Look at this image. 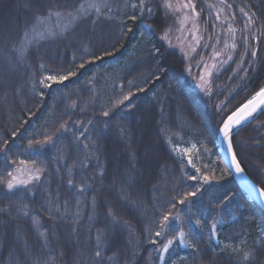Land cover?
Wrapping results in <instances>:
<instances>
[{
  "label": "trees",
  "instance_id": "trees-1",
  "mask_svg": "<svg viewBox=\"0 0 264 264\" xmlns=\"http://www.w3.org/2000/svg\"><path fill=\"white\" fill-rule=\"evenodd\" d=\"M56 2L71 6L77 0H40L39 8L44 10ZM228 2L233 8H225L217 21L216 10L208 9L203 0H196L197 11H204L199 17L203 41L195 62L203 57L205 63L212 64L213 51L222 53L215 61L209 95L193 87L185 59L161 39L167 23L162 10L133 22L127 20L132 9L125 7V0H110L112 19L101 18L95 26L81 24L67 39L41 41L38 49L32 47L21 57L13 49L19 46L25 22L31 19L37 5L33 4L30 10L25 0H0V136L9 140L10 157L36 159L48 169L39 185L29 186L32 191L21 187L7 193L0 185V209H6L0 211V264H32L35 258L44 260L49 255L55 257V264H93L98 231L103 234L106 255L115 253L117 264H160L155 251L159 244L148 243V237L158 241L163 238L146 233L145 228L155 226L158 209L166 210L169 202L175 203L174 192L192 191L196 184L183 175L195 173V168L175 154L168 137L183 131L188 143L178 144H189L195 130L202 151L193 156V164L206 171L202 165L207 163L217 169L219 176V170L227 168L217 146L222 120L264 87V29L259 27L264 23V0ZM208 3L217 4V0ZM240 7L258 18L250 32L244 33L249 36V52L253 48L258 51L255 60L250 54L241 59L244 48L240 29L247 17L240 13ZM225 16L229 17L227 21ZM122 21L133 31L124 28L122 35ZM51 23L55 27V18ZM145 24H150L151 30ZM229 24L237 29L235 51L224 47L225 41L232 43ZM141 32L145 33L143 37ZM85 47L88 53L102 58L88 62ZM105 50L112 54L102 55ZM228 55L233 59L227 60ZM82 56L85 66L79 68ZM40 64L44 65L43 70ZM69 71L77 74L63 84H53L51 88L38 84L43 75ZM153 73L160 79H153ZM34 83L37 91L44 93L43 98L33 91ZM139 87L145 91H138ZM129 90L132 97L125 104L135 106L113 108L115 100ZM106 108H112L109 118L99 114ZM65 120L73 131L64 133L55 147L34 145L35 151L27 149L29 139H42L45 131H54ZM75 121H83L88 127L85 135L90 137L87 143L91 147L87 153L83 137L79 142L75 138L79 131L73 125ZM261 122L264 115L233 137L241 166L259 188L264 186V128H257ZM12 131L17 133L15 140L11 138ZM82 163L88 167H82ZM28 165L34 167L30 162ZM14 167L0 153V172ZM68 168L72 169V186L68 185ZM77 185L84 186L86 192L80 194ZM122 192L130 194L131 201L123 199ZM227 197L230 199L224 203ZM24 205L29 211L27 217L17 213V207ZM109 207L120 223L114 224L107 215ZM172 212L181 218L177 221L170 217L172 229L183 228L186 233L191 230L203 237L195 243L198 253L178 242L174 244L175 256L179 257L175 264H237L239 254L223 246L225 242L238 244L242 239L247 241L245 249L255 250V259L247 264H264V212L246 198L232 173L225 171L224 179L204 185L184 205L176 203ZM33 216L39 220L38 225ZM200 217L208 221L203 232L194 223ZM212 217L217 220V238L210 239ZM41 232L46 233L47 248Z\"/></svg>",
  "mask_w": 264,
  "mask_h": 264
},
{
  "label": "snow or ice",
  "instance_id": "snow-or-ice-1",
  "mask_svg": "<svg viewBox=\"0 0 264 264\" xmlns=\"http://www.w3.org/2000/svg\"><path fill=\"white\" fill-rule=\"evenodd\" d=\"M40 0H25V6L28 7L30 10L32 9L33 4L37 5L36 10L32 13V17L29 21L25 22L21 39L18 47H14V51H16L21 57L25 55V53L32 47L39 48L41 41L47 42H54L58 39H67L69 35L75 32V30L81 24H90L95 26L97 21L101 18L104 19H112V12L113 9L110 5V0H77V3L74 5H67L61 4L59 2L51 3L50 6L45 8L44 10H40L39 8ZM203 3L206 5L208 9H215L216 10V20L220 21L221 13L224 12L225 8L232 9L233 5L228 2V0H217V4L208 3V0H203ZM125 7H130L132 9L131 13L127 15V20H131L133 22L137 20H145L147 18L153 17L156 15L158 11H163L164 15H173L176 19L179 20L181 24V32H189L193 36L195 40V45L199 46L200 40L203 39L202 36H198L197 33L199 32V17L204 8H201L200 11H197V3L196 0H125ZM250 7V6H249ZM240 13L247 17V21L244 24L243 28L240 29L242 36V46L244 48V52L241 54V59L245 55H249L255 60L257 57L258 51L257 49L253 48L249 52V36L244 35V33L250 32V26L256 23L258 19L254 12L246 11L244 7H240ZM179 13V16L176 14ZM119 15V12H117ZM55 18L56 24L55 27L52 26L51 21ZM235 15H232L231 19L235 20ZM229 19L228 16L224 17V20L227 21ZM191 23L190 29H185L183 26L186 23ZM144 27L146 29L151 30L150 24H145ZM261 29H264V23L260 24L259 26ZM126 28L127 32H132V27L128 26L125 21L121 22V34L123 35V29ZM171 31V28L166 29L164 34L161 36V39H168V33ZM231 34L232 43L231 45L228 44L227 41L224 42L225 48H231L232 51H235L237 48L236 43V31L231 24L228 26L227 30ZM264 35V32L261 33ZM145 35L144 32L140 33V36L143 37ZM186 39V36L184 37ZM211 39V37H209ZM219 43V40H217ZM171 46V42L169 41ZM192 51L195 52L196 48L192 47ZM84 54L88 56V62L94 63L96 60L102 58L101 55H95L88 53L87 47L83 49ZM110 50H105L102 55H111ZM222 53L218 51H213L211 59L214 63L211 64V67L203 61V57L200 58V61L197 62V67L200 68L203 65V71L208 76H212V70L216 68L215 61L217 57H219ZM187 55V53L185 54ZM232 55H228L227 60H232ZM76 57L73 56V63L75 64ZM221 63H226L227 61H220ZM85 60L84 56L81 57V62L79 63V68H84ZM242 65H238V68ZM40 69H44V65L40 64ZM189 73H191V67L187 69ZM75 71H69L65 74H47L43 75L41 79H39L38 84L42 88H51L53 84H63L65 81L69 79L71 76H76ZM152 78L155 80H159L160 76L157 73L152 74ZM201 84L198 87L201 90L205 91L207 94L211 95L210 88L204 87L205 83H209V81H205V76H200ZM149 81H145L147 84ZM131 88V84H130ZM33 91H36L37 95L43 98L44 93L42 91H37L36 84H33ZM121 91L123 92V86H121ZM138 91H145L144 87H139ZM132 97V92L129 90L127 94L122 95V98H118L113 103V108L118 107L120 105H124V109H130L134 107V104H125L126 101H130ZM72 108H76L75 102L72 104ZM84 108H81V111H84ZM112 112V108L103 109L99 114L105 118H109ZM259 113L260 115H264V87H261L259 91L255 93L251 97V99L247 100L241 107L237 108L234 112L227 115L225 119L222 120L221 125L218 129V132L221 134L223 140L227 144L228 152L231 154L230 161H226L225 163L228 165L226 169H220V175H216V168L211 167L209 164L205 163L202 165L203 169L206 171H202L201 167H196L193 164L191 159V151L196 150V144L193 143L191 149L185 148L183 149V153L186 156H189L188 163L192 164L195 168V173L188 174L183 173V175L191 181H195L196 184L194 185V190L192 191H183V192H174L172 196V200L175 201L169 202L170 207L165 209H158L159 211V219L155 221V226L149 225V227L145 228L146 233H153L155 237H162V241H158L155 238H152L151 235L148 237V243L157 245L159 247L155 249L156 252L159 253L157 260L162 264L165 258V254H167L170 248L176 244L177 242L180 245L185 247L191 248L194 253H198V249L195 246V243H198L199 240L203 239L202 236H199L196 232H192L191 230L186 233L183 228L179 230H174L170 226V217L173 220L179 221L180 215L177 213L173 216L172 209L176 208V203L184 205L187 200L191 197H195L197 192L201 191L204 185L212 183L214 180H222L224 179V172L227 171L229 174L234 172L237 175L243 176L244 175V168L241 166V161L238 159L237 152L234 151L233 145V136L234 132L233 129L235 127L242 126L244 123L252 120L253 122L258 118L254 114ZM31 115V113L29 114ZM27 123V121H24ZM88 124L91 125L92 121L89 120ZM73 125L79 129V131L75 134L76 140L79 142L83 137V148L84 150L88 151L91 147L87 141L90 137L86 136L85 133L88 131V127L84 125L83 121H75ZM105 127H107V120L105 122ZM257 128L261 129L264 128V122L257 124ZM73 131V127L69 125L68 121L65 120L64 122L60 123L59 126L52 132L45 131L42 135V139H36L33 137L29 139L27 142V149L35 151L33 148L34 145H39L43 148L46 145H52L53 147L56 146L59 139L62 137L64 133ZM121 132L123 130L121 129ZM57 133H60V136H57ZM17 136L16 131H12L11 138L15 140ZM264 139V137H261ZM0 141H2V146H0V153L3 154L7 163L16 165V167L12 168L11 170H7L5 172H0V185H3L4 189L7 193H12L15 189L18 188H25L28 191H32L29 188V185H32L34 182L39 185L44 173L48 171L47 167L43 163H38L36 159H32L31 161L25 159H18L16 157H10L9 152L10 148L9 140L5 136H0ZM203 155V153H201ZM59 159V158H58ZM29 162L34 165L32 168H27ZM25 167H20V166ZM82 167L87 168V163H82ZM59 170V169H57ZM69 173L68 185H73V179L71 178L72 169H67ZM26 172V178H22L20 173ZM100 175L102 176L103 173L101 172ZM77 191L80 194H84L86 189L82 185L76 186ZM259 194L262 198H264V186H261L259 189ZM51 197V193H49ZM121 197L123 199L131 201L130 194L128 193H121ZM227 197L224 203L227 202ZM134 203V202H133ZM93 204H95V197H93ZM220 207L223 206V203L219 205ZM67 205L65 204V209ZM0 211H6V209H0ZM49 213H51V208L48 209ZM57 211H60L59 206L57 205ZM17 213L22 214L23 216H29V211L27 209V205L22 207H17ZM107 215L111 218L114 224L120 223L119 218L114 214L111 207L108 208ZM52 219H56L57 217L50 216ZM33 221L38 225L39 220L36 216L32 217ZM91 219V217H90ZM211 225L209 226V238L217 236V220L215 217H212ZM78 223V221H74ZM195 225L203 232L204 227L208 226V221L204 217H200L195 220ZM75 231V229H73ZM40 235L45 237V244L44 247L47 248V238L46 233L41 232ZM102 233L100 231L97 232L96 240V249L93 252V264H117L116 262V254L113 253L111 256L106 255V248L102 246ZM217 243L220 241L217 239ZM247 243L245 239H242L238 244H231L229 242L224 243V249H229L233 254H239L237 264H247V262L255 259V250L254 249H245L244 245ZM223 250V249H222ZM215 251V249H213ZM62 255V253H61ZM150 260V258H149ZM32 264H55V257L49 255L47 259L41 260L39 257L32 260ZM175 264V262H174Z\"/></svg>",
  "mask_w": 264,
  "mask_h": 264
},
{
  "label": "rangeland",
  "instance_id": "rangeland-1",
  "mask_svg": "<svg viewBox=\"0 0 264 264\" xmlns=\"http://www.w3.org/2000/svg\"><path fill=\"white\" fill-rule=\"evenodd\" d=\"M176 16H179V13L176 14ZM199 23V32L197 33L198 36H202L203 37V29L202 26L200 24V21H198ZM181 24L179 22L178 19H176V17H174L173 15H167V23H166V27L163 30L161 36L164 34L166 29L171 28V31L168 33V39H162L163 42L171 49L176 51L180 56H182L185 59L186 62V66L187 69L189 67H191V73H189V71L187 70V74L191 80V83L193 85V87L198 90L199 92L203 93V94H207L205 91L201 90L200 87H198V85H200L202 82L200 80V76L204 75L205 76V81H209V83H205L204 87L206 88H210V80L211 77H208L204 71H203V67L202 68H198L197 62H195V59L197 58L198 55V51H199V47H201V43L203 41V39L200 40L199 46L195 45V40L193 38V36L191 35V33L185 31V32H181ZM185 29H190L191 28V23H186L183 26ZM186 36V39H184V37ZM169 41L171 42V46L169 44ZM192 47L196 48V51L193 52L192 51ZM140 49V47H138V50ZM187 53V55H185ZM196 63V64H195ZM207 64L211 67V63ZM213 72V69H211ZM192 128V127H191ZM196 131L193 130V138H190L188 140H190L191 143L189 144H178V143H188L187 141H185V135L183 136V131L177 132L173 135H170L168 137V141L169 144L172 148V150L175 152L176 155H178L179 157H182L184 159H186L188 161L189 156L184 155L183 153V149L188 148L191 149V144L195 143L196 144V150L191 151L190 155H191V159L192 161H194V157L195 155H197L199 152H201V147H202V142L201 139L198 138L196 136ZM21 167V166H20ZM25 167V166H23ZM22 167V168H23ZM27 168H32L30 165L27 166ZM22 178H26V172L20 173ZM36 184L35 182L32 184L34 185ZM31 186V185H29ZM217 238V237H215ZM182 247L185 248V246L182 245ZM177 254L176 249L173 248V246L170 248L169 252L167 254H165V258L164 261H167L168 264H174V262H176L178 260V256H175Z\"/></svg>",
  "mask_w": 264,
  "mask_h": 264
},
{
  "label": "water",
  "instance_id": "water-1",
  "mask_svg": "<svg viewBox=\"0 0 264 264\" xmlns=\"http://www.w3.org/2000/svg\"><path fill=\"white\" fill-rule=\"evenodd\" d=\"M254 115L257 117L260 116L259 113L254 114ZM252 123H253V121L250 120V121L244 123L242 126L235 127L233 129L234 135ZM217 146H218V151L221 154V158L224 161V163L226 161H230L231 154L228 152L227 144L223 140L220 133L218 134ZM225 165L228 167V165L226 163H225ZM232 175H233V178H234L238 188L245 194L246 198L249 201L255 202L259 206V208L264 212V198H262L259 194V191H258L259 187L251 180V178L246 174L245 171H244V175L240 176V175H237L233 170Z\"/></svg>",
  "mask_w": 264,
  "mask_h": 264
}]
</instances>
